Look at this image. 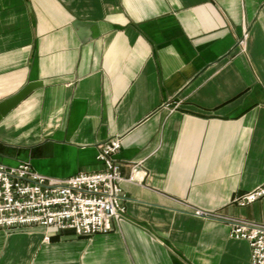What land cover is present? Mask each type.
<instances>
[{
	"label": "crops",
	"instance_id": "1",
	"mask_svg": "<svg viewBox=\"0 0 264 264\" xmlns=\"http://www.w3.org/2000/svg\"><path fill=\"white\" fill-rule=\"evenodd\" d=\"M30 82L0 163L95 172L119 138L125 213L88 238L0 230V264H251L194 211L264 223V197L235 203L264 184V0H0V102Z\"/></svg>",
	"mask_w": 264,
	"mask_h": 264
},
{
	"label": "built area",
	"instance_id": "2",
	"mask_svg": "<svg viewBox=\"0 0 264 264\" xmlns=\"http://www.w3.org/2000/svg\"><path fill=\"white\" fill-rule=\"evenodd\" d=\"M119 148V138L108 140L96 155L102 164L100 170L66 178L39 174L27 162L13 166L0 163V230L41 226L53 232L70 230L81 237L110 231L112 222L125 212L120 188L123 178L114 158ZM262 197L264 184L238 196L235 203L245 206ZM194 212L228 223L230 237L248 243L251 264H264V223L203 210Z\"/></svg>",
	"mask_w": 264,
	"mask_h": 264
},
{
	"label": "water",
	"instance_id": "3",
	"mask_svg": "<svg viewBox=\"0 0 264 264\" xmlns=\"http://www.w3.org/2000/svg\"><path fill=\"white\" fill-rule=\"evenodd\" d=\"M39 85L37 82L26 84L17 93L0 102V121L1 119L14 109L35 87Z\"/></svg>",
	"mask_w": 264,
	"mask_h": 264
},
{
	"label": "rangeland",
	"instance_id": "4",
	"mask_svg": "<svg viewBox=\"0 0 264 264\" xmlns=\"http://www.w3.org/2000/svg\"><path fill=\"white\" fill-rule=\"evenodd\" d=\"M125 213V212H124ZM217 214H219V213H217ZM112 229V228H111ZM109 232V231H108ZM55 233V232H54ZM57 233V232H56ZM93 236V235H92ZM79 237H81V236H79ZM89 237H91V236H89ZM86 238H88V237H86Z\"/></svg>",
	"mask_w": 264,
	"mask_h": 264
}]
</instances>
